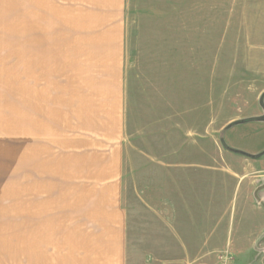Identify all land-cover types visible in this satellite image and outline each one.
<instances>
[{
	"label": "crops",
	"instance_id": "0c3cea01",
	"mask_svg": "<svg viewBox=\"0 0 264 264\" xmlns=\"http://www.w3.org/2000/svg\"><path fill=\"white\" fill-rule=\"evenodd\" d=\"M249 2L0 0V10L18 14L21 24L18 66L0 72V264H130L129 112L150 116L159 108L166 119V85L182 84L197 63L205 10L212 21L225 14L222 6L244 20ZM262 10L256 6L259 16ZM247 176L235 174L249 205L260 178ZM185 196L164 188L163 196L149 192L153 205L142 203L149 217L163 214L151 216L149 234L159 231L148 244H179L190 258L191 245L220 237H186L198 224L182 217L177 203L186 208ZM256 199L263 215L264 190Z\"/></svg>",
	"mask_w": 264,
	"mask_h": 264
},
{
	"label": "rangeland",
	"instance_id": "374dc122",
	"mask_svg": "<svg viewBox=\"0 0 264 264\" xmlns=\"http://www.w3.org/2000/svg\"><path fill=\"white\" fill-rule=\"evenodd\" d=\"M248 5L244 20H232L222 6L225 14L212 21L205 10L203 46L193 60L197 63L186 69L182 84L173 80L166 85V119L159 108L150 116L139 117L138 112L132 117L129 112L126 185L136 215L129 235L130 264H220L225 251L234 264H264V214L254 208L256 197L245 203L246 183L235 177H259L253 195L264 184V120H259L264 116V48L255 47H264V15L256 11V6L264 11V0ZM20 27L18 14L0 10V72L18 66ZM164 188L186 195L188 207L177 205L184 208L182 217L189 227L198 224L197 234L189 228L186 237L206 241L217 232L219 242L191 245L190 258L181 257L179 244L149 245L148 236L159 231L151 229L149 234L152 217L163 214L161 209L149 217L142 201L154 203L149 192L163 196ZM176 208L173 202V227ZM173 236L178 237L174 229ZM207 247L211 252L200 254Z\"/></svg>",
	"mask_w": 264,
	"mask_h": 264
},
{
	"label": "built area",
	"instance_id": "2783aa9c",
	"mask_svg": "<svg viewBox=\"0 0 264 264\" xmlns=\"http://www.w3.org/2000/svg\"><path fill=\"white\" fill-rule=\"evenodd\" d=\"M220 264H234V257L229 251L223 252Z\"/></svg>",
	"mask_w": 264,
	"mask_h": 264
},
{
	"label": "water",
	"instance_id": "95a60500",
	"mask_svg": "<svg viewBox=\"0 0 264 264\" xmlns=\"http://www.w3.org/2000/svg\"><path fill=\"white\" fill-rule=\"evenodd\" d=\"M259 120H264V116H263V118H260ZM247 156L250 157V158H256V156H251V155L250 156L247 155ZM261 190H264V184L257 189V191H256V197H258V192L261 191Z\"/></svg>",
	"mask_w": 264,
	"mask_h": 264
}]
</instances>
